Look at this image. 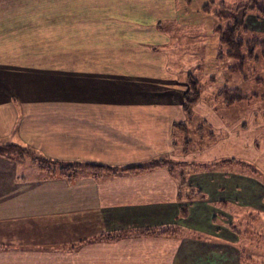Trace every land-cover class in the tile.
Instances as JSON below:
<instances>
[{
    "label": "crops",
    "instance_id": "1",
    "mask_svg": "<svg viewBox=\"0 0 264 264\" xmlns=\"http://www.w3.org/2000/svg\"><path fill=\"white\" fill-rule=\"evenodd\" d=\"M154 1L98 0V14L77 15L82 17L81 38L89 40L86 44L74 39L81 30L74 29L68 17L74 14L73 1L56 10L59 4L54 0H0L1 138L68 163L123 167L167 156L171 164L204 160L221 164L245 152L264 163V143L256 149L249 141V148L241 142L243 131L236 126L245 118L224 120L201 92L192 108L193 119L203 116L224 130L225 137L187 153L182 144L174 143L173 124L186 120L185 78L187 73L196 76V68L181 64L174 54L175 33L160 32L161 20L175 21L179 16H156ZM93 2L86 6H95ZM245 25L264 32V20L256 22L249 14ZM54 30L67 33L57 45ZM105 56L115 62H106ZM251 150L255 154L248 153ZM26 160L0 156V246L8 248L0 252L36 255L17 258L21 264L44 263L47 258H40L42 254L65 255L54 258L56 264H216L211 259L218 258L214 250L222 247L229 258L235 240L229 230L207 221L215 208L204 216L205 199L224 207L239 201L251 206L243 199L264 197V181L234 168L214 166L192 173L180 188L179 176L166 166L134 174H83L69 182L45 175L30 160L35 170L21 175L20 169L31 168ZM192 187L204 197L187 206L184 192ZM180 207L186 208L185 214ZM60 221L72 229L67 244L126 229L175 225L179 231L121 235L62 252L54 249L59 245L54 244V235ZM11 260L3 258L9 264Z\"/></svg>",
    "mask_w": 264,
    "mask_h": 264
},
{
    "label": "rangeland",
    "instance_id": "2",
    "mask_svg": "<svg viewBox=\"0 0 264 264\" xmlns=\"http://www.w3.org/2000/svg\"><path fill=\"white\" fill-rule=\"evenodd\" d=\"M70 1H73V10L71 13L74 14H69L68 17L70 20L74 21L72 23L74 25V29H76L77 27L81 30L80 33H77V31L75 32L74 35L76 37L74 39L78 38V41L82 40L85 41L86 44H88V39L83 40L81 38V36L84 35V33H82L84 24H82V17H78L77 15L98 14V0H93V3L96 5H92L90 7L86 6V3H89V0H54V4H59L58 9L56 10H59L61 8L63 2ZM246 1L247 0H155L153 6L154 8L152 9L155 10L156 13L154 14L156 16H162L163 14L170 15V17L174 15L179 16V18H177L175 21H167V19L161 20L160 32L175 33L173 39H175L174 42L176 43L177 49L174 54L179 57L181 64L183 63V65H186V67L196 68V77L199 80L202 98L208 101L224 118V120L228 122H231L234 118H245L244 121H241V123L244 122L243 124H241V126H236L239 127L237 128V130L243 131L242 134H239V137L241 138V140L242 137L245 138V140L241 142H244L247 148H249V146L246 143L247 141H249V144H254V148L257 149L262 143H264V139H260L261 135L264 134L263 47L261 44L256 45V58L247 60L243 67V71H231L229 70V67L235 64L236 60L232 57L227 56L225 53H223L220 58L217 57V53L219 52L218 36L214 30V26L217 22L214 11L219 7L221 3H224L226 7L235 8L237 5ZM157 2H159V6L155 7ZM205 5H209L208 11L203 9ZM64 9L67 11V8ZM68 13H70V11ZM249 16H253V20L256 22L264 20V17H258L254 13H250ZM54 25L56 26L58 24ZM69 25H71V23H69ZM60 27L61 24H59V28ZM65 29L71 30L70 27H68L66 24ZM251 29H246L244 32H242V39L244 41L258 39L260 42H264V32L259 29ZM64 34L67 33L61 31L57 32L54 30V45H57L59 37ZM96 34L97 33L95 32L91 33V35ZM90 41H96L97 43L99 40ZM223 52H225V50H223ZM57 57L58 56L54 55V59ZM105 59L108 63L115 62V59L111 58L110 56H105ZM117 61L120 62V59H117ZM122 61L125 62L127 60L122 59ZM195 68L192 69L195 70ZM210 71L211 74L206 73ZM210 76L213 78H210ZM236 86L242 93L247 95L248 98L230 104H224L222 98L216 95L217 91L223 87ZM209 121L203 118V116H194L191 124L192 127H190L191 129L189 132V152L195 151L194 149L198 146L205 147L212 144L216 145L219 142V139L225 137L224 130L218 128L217 126H213L214 124ZM197 123L202 124L203 129L200 132L194 131V126ZM210 133H212V135H210ZM174 136H176L177 142L180 145L183 140L182 137L184 136H182L179 132ZM0 142L5 143L4 139L1 138V136ZM252 150L248 153L255 154ZM34 152L38 154V152H36L35 150ZM162 158L170 161L167 156H164ZM234 159H236V163H228V165H222V163H219L221 161L220 160L217 162L218 165L213 166H210V163L213 162L212 160H204L201 163L196 162L195 165V162H191L192 164H184L187 163V161H181V166L178 167V171L187 170L186 172L184 171L185 184H188L187 179L190 174L196 173L201 170L212 169L214 166H218L221 168H234L235 170L248 174L249 176L254 177L262 182L264 181V169L262 166L264 165V163L262 162V160L261 164H258L254 158H250L249 156H247V152H245L243 156H235ZM61 162H63L62 164L64 165L68 163L64 161ZM25 163H28L27 165H29L31 168L27 169L26 167H23L22 169H20L21 175L31 174L32 171L35 170L32 168V165L29 164L28 160H26ZM35 168L37 169L38 167L35 165ZM191 189H193V191L198 190L196 187H192ZM200 199L201 198L197 196L186 198L187 203H189L187 204V206L190 205L193 200ZM243 201L249 203L251 201L252 204L251 206H248L247 204H242L243 202L241 201H239V204H232L226 201V203H228V206L225 205L223 207L220 205V203H212L209 198L205 199V203H207L203 205L202 210L204 211V216L208 214V212H210L213 207L215 208L214 210L217 214L216 216L213 210L212 212L214 215L210 214L212 220H210L209 217L207 221H215V223L219 224V226L222 227L221 229H226L227 231L229 230L228 232H230L235 240V245L231 249L232 254L229 258H226V255H224L228 251L224 250L222 247L218 248V250H214L218 258L211 259H213L214 262H217L216 264H264V197L261 200H258V198H251L250 200L249 198H246L243 199ZM210 202L213 206L210 205ZM229 208H231L234 212L230 211V214L227 213V211L229 212ZM188 220V218L185 219V221ZM229 222L234 223V228L237 229L236 231H238V233L229 229ZM65 223V221L58 222V233H56L57 235H54V244H59L57 246H60V244H67L66 240L70 239L69 232L72 231V229L71 227H64ZM13 249L15 248H11V250ZM241 251L246 256H250V258H247L248 260L246 258H242ZM34 256L36 255L28 254L27 256H23L22 253L19 252H0V264H9L6 263V261L4 262L3 258H12L10 262L11 264H21L19 263V259L17 258H36ZM40 256V258H47L44 259V263L42 262L43 264H56L54 263V258H66L65 255L54 254H42ZM204 259L205 261L209 260V258Z\"/></svg>",
    "mask_w": 264,
    "mask_h": 264
},
{
    "label": "trees",
    "instance_id": "3",
    "mask_svg": "<svg viewBox=\"0 0 264 264\" xmlns=\"http://www.w3.org/2000/svg\"><path fill=\"white\" fill-rule=\"evenodd\" d=\"M204 10L208 11L209 5H205ZM254 13L258 17H264V0H247L244 3L237 5L235 8L226 7L224 3H221L219 7L214 11L217 22L214 26V30L218 36V50L217 57L220 58L223 53L227 56L232 57L236 60V63L229 67L231 71H243L245 62L249 59L256 58L255 47L258 44H261L263 47L262 53L264 54V42H260L258 39H251L244 41L242 39V32L246 30L245 19L248 14ZM225 50V52H223ZM185 82L187 84V89L183 93V103L182 109L186 116L184 122H176L173 124L174 134L173 141L178 143L176 133H180L182 136V151L187 152L190 150V127H192L193 121V106L197 103L200 97V84L199 80L192 73H187ZM217 96H220L224 104H230L233 102L240 101L242 99L248 98L247 95L242 93L237 88L223 87L217 91ZM202 124L197 123L194 126L195 132H200L202 130ZM194 134V133H193ZM197 134V133H196ZM212 135V133H210ZM181 139V138H179ZM0 156L15 159L17 161H22L25 159L30 160L35 164L39 170L44 171L47 176H60L67 179L69 182H72L78 178V176L86 174L92 177H99L103 174H134L138 172H143L145 170L157 167V166H166L169 170L174 172L179 176V186H184V172L178 171L180 163L171 164L165 158H159L154 160V162L147 165H127L123 167H112L103 164L95 163H67L66 165L62 164L60 160L52 159L40 154H37L29 147L17 144V143H4L0 142ZM236 163V159L223 160L222 163ZM217 163H210V166H213ZM174 165V166H173ZM195 165V164H194ZM195 167V166H192ZM186 198L191 196H197L203 199V194L200 190L188 189ZM181 196V195H179ZM181 213L185 214L186 208L180 207ZM228 227L230 230L238 233L237 229L234 228V223L229 222ZM179 231L178 227L175 225L168 226H154L146 227L141 229H127L119 230L114 232H104L90 238L79 240L77 242L62 244L60 246L54 247L57 251H68L78 248L80 245L88 241H112L115 238L121 235H167V234H176ZM8 249L7 247L0 246V249ZM242 258H250L246 256L241 251ZM247 259V260H248Z\"/></svg>",
    "mask_w": 264,
    "mask_h": 264
}]
</instances>
